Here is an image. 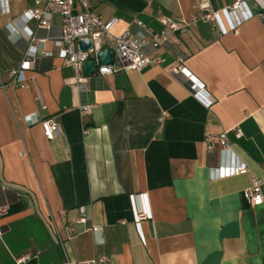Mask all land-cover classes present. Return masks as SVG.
<instances>
[{
	"label": "crops",
	"instance_id": "obj_1",
	"mask_svg": "<svg viewBox=\"0 0 264 264\" xmlns=\"http://www.w3.org/2000/svg\"><path fill=\"white\" fill-rule=\"evenodd\" d=\"M235 1L94 0L93 9L117 19L113 35L158 33L161 17L189 18L204 2L219 11ZM243 1L253 16L236 31L199 21L145 47L162 64L92 72L77 89L53 44L60 17L40 29L25 16L34 0H0V81L8 83L21 61L28 30L52 53L24 71L22 85L0 90V264L24 255V264H84L101 255L109 264H264V203L251 206L241 194L250 174L264 180V0ZM180 63L210 104L172 71ZM84 105L91 107L82 112ZM45 118L60 128L52 140L39 123ZM223 132L249 172L211 179L221 156L218 145L207 150L204 135ZM134 195L137 207L144 195L151 214L141 223L144 243Z\"/></svg>",
	"mask_w": 264,
	"mask_h": 264
},
{
	"label": "built area",
	"instance_id": "obj_2",
	"mask_svg": "<svg viewBox=\"0 0 264 264\" xmlns=\"http://www.w3.org/2000/svg\"><path fill=\"white\" fill-rule=\"evenodd\" d=\"M94 0H34V6L25 12L27 20L34 19L37 27L40 29H49L51 17L58 15L60 17V33L53 39V44L59 48V55L63 58L65 66L71 67L75 71L72 87L84 89L87 77L84 75V62L92 60L96 64L94 73L99 76H105L121 72L123 70H141L149 66H158L164 62V59L158 55H148L144 52L146 46L153 48L159 44L168 42L169 35L172 33H185L190 25L202 22H211L219 28L221 34L230 31H236L238 26L245 20L251 18L253 13L249 11L243 0H236L230 7L213 11L206 2L199 6L198 13L189 18L182 16L169 18L161 17L159 22L162 26L158 33H146L144 31L132 33L124 31L120 35H113L111 28L117 21L115 17L103 18L93 9ZM4 12L8 11L7 6L3 7ZM240 15H236L238 11ZM234 15L232 18L231 16ZM263 16L262 13L259 14ZM222 19L227 20L226 25L222 24ZM143 27L141 22H137ZM28 45L23 53V57L15 69L8 72V83L0 81V90L6 85H22V75L24 71L34 68L36 61L40 56H50V51L42 49L44 39H36L33 31L28 30L26 33ZM90 39L91 46L87 50H81L78 46L80 40ZM111 50V61L106 64L98 62L97 53L103 47ZM174 73H179L191 81V89L196 97L205 100L210 104L213 99L206 97L203 84L199 82L187 69L180 63L172 68ZM207 98V99H206ZM91 106L84 105L81 107L82 112L88 111ZM45 108V106H43ZM29 124L36 122L33 115L28 116ZM44 136L52 140L59 132L58 123L52 118H45L40 122ZM235 137L239 138L242 131L239 127L231 129ZM204 143L207 150L214 145L219 146L221 163L216 167L208 169L211 179H220L230 176L247 174L249 168L234 152L227 133L219 135L205 134ZM264 180L253 174L249 176V185L242 190L243 198L251 205H261L264 203ZM144 205L136 206L137 195L131 196L133 223L138 232L142 243L145 237L141 231L142 221L151 218V214L146 205L144 195H139ZM5 208H0V214L5 212ZM78 222H85L84 216L78 218ZM74 230L73 227H69ZM93 232H100V228L93 227ZM1 234V230H0ZM28 255L17 259V264H24ZM63 264H80L75 261H66ZM84 264H109L108 258L101 255L96 261H87Z\"/></svg>",
	"mask_w": 264,
	"mask_h": 264
},
{
	"label": "water",
	"instance_id": "obj_3",
	"mask_svg": "<svg viewBox=\"0 0 264 264\" xmlns=\"http://www.w3.org/2000/svg\"><path fill=\"white\" fill-rule=\"evenodd\" d=\"M78 46L81 50H87L91 46L90 39L80 40ZM98 62L101 64H106L111 61V50L108 47H103L97 53ZM96 69V64L92 60L84 62V75L88 76Z\"/></svg>",
	"mask_w": 264,
	"mask_h": 264
}]
</instances>
